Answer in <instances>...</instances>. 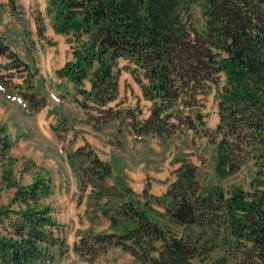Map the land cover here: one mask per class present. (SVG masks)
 Instances as JSON below:
<instances>
[{"label": "trees", "instance_id": "trees-1", "mask_svg": "<svg viewBox=\"0 0 264 264\" xmlns=\"http://www.w3.org/2000/svg\"><path fill=\"white\" fill-rule=\"evenodd\" d=\"M195 2L202 7L201 29L192 19ZM46 11L52 16V30L72 44L73 57L57 73L74 84L82 96L76 101L89 110L87 119L95 129L117 120L136 136L160 142L184 127L198 131L204 125L192 124L202 122L200 110L194 108L196 96L221 72L216 170L220 175L233 173L248 157L257 166L252 191L234 189L224 195L202 186L194 166L184 165L165 193L170 226L163 228L143 209L121 200L123 190L106 181L110 165L84 143L66 154L80 191L91 183L93 200L111 194L110 206L99 208L100 201H94V208L109 214L112 225L126 218L132 226L116 236L86 232L74 247L80 256L91 262L115 243L149 264H264V0H47ZM37 30L40 35L44 30L39 22ZM3 40L0 35V55H10ZM119 59L126 60L123 67L150 101L147 116L139 104L110 105L119 93ZM85 80L89 89L83 88ZM20 95L29 115L44 105V98L34 93ZM186 106L194 115L184 111ZM205 129L200 134L209 135ZM9 147L8 137L0 133V160ZM50 190L45 180L17 186L12 198L17 207H0V264L51 262L53 250H67L62 225L44 201ZM178 229L183 232L176 234ZM220 230L235 249L233 262L223 257L208 263L207 250L216 244Z\"/></svg>", "mask_w": 264, "mask_h": 264}, {"label": "rangeland", "instance_id": "rangeland-1", "mask_svg": "<svg viewBox=\"0 0 264 264\" xmlns=\"http://www.w3.org/2000/svg\"><path fill=\"white\" fill-rule=\"evenodd\" d=\"M9 7L12 17L5 23L2 35L11 54L0 55V77L7 82L6 90H0V133L8 137L10 147L5 157L0 160V207L5 205L17 207V203L12 200L17 186H27L36 180L51 183V190L44 201L53 207L54 215L63 224H68L63 233L67 236L65 244L69 246L63 256L65 259L52 264L99 262L111 246H119L127 252L129 258H121L106 264H149L146 258L135 256L121 244L107 245L88 263L75 250L76 242L89 231L87 229L93 233L116 236L125 226H132V222L126 218L119 219L118 224L112 225L109 214L100 211V207L110 206L113 199L111 194H102L98 200H93L90 192L91 183L84 191H80L77 174L68 164L66 154L84 145L83 140H87L88 143H85L87 149L91 148L89 151L93 150L110 165L111 176L106 179L108 186L122 189L121 200L126 199L135 207L143 209L163 228L170 226L165 212V204L169 201L164 189L172 185L177 178V172L184 165L194 166L195 178L202 186L220 189L224 195L231 194L234 189L244 191L254 189L252 179L257 166L251 157L242 161L233 173L220 175L216 170L219 136H214V130L219 120L217 93L224 83L221 72L208 83L209 87L205 92L196 96L194 108L198 107L200 110L202 122L194 120L192 124L194 127L205 125L198 131L184 127L169 141L160 142L159 139H136L129 132L128 124L120 125L118 121L108 122L100 129H95L92 122H88L86 111L82 108L83 112L80 113L77 109L81 106L76 103L74 96L80 100L82 96L76 93L74 84L57 73L61 66L73 57L72 44L67 42L65 35L52 32V16L46 11L47 0H9ZM191 14L195 26L201 29L204 18L198 2L191 5ZM38 22L44 27L41 35L37 30ZM125 62L123 59L118 61L121 68L117 81L118 100L122 102L121 107L130 108H134L138 102L146 114L150 102L144 99L139 83L123 67ZM28 80L33 86H30ZM68 81L73 86L69 85ZM85 88L88 89L89 84ZM20 92L34 93L39 99L44 98V105L35 112V115L28 116L24 112L25 103ZM9 93L10 95H6ZM70 95L72 97L70 100L77 106L76 108L66 105L67 103L63 101ZM10 99H15L16 102ZM184 111L191 116L194 115L187 106L184 107ZM43 124L46 125L44 128ZM203 128L210 134L207 136L200 134ZM124 133L133 144L126 141ZM70 176L73 177L74 185H71ZM94 201H100L101 206L97 208L99 210L94 208L96 206ZM89 205L91 209H86V212L91 216L84 212L85 207ZM84 216L90 220L88 225L73 232L74 219L77 217L81 220ZM107 222L109 225H106ZM174 232L180 234L183 230L178 229ZM207 251L208 263L223 257L233 262L231 255L235 249L229 245V236L225 230L219 231L216 244ZM78 259L83 262L79 263Z\"/></svg>", "mask_w": 264, "mask_h": 264}, {"label": "crops", "instance_id": "crops-1", "mask_svg": "<svg viewBox=\"0 0 264 264\" xmlns=\"http://www.w3.org/2000/svg\"><path fill=\"white\" fill-rule=\"evenodd\" d=\"M11 17H12V12L10 11V7H9V0H0V35L1 36H4V35H2V33H3V30H4V25H5V23L8 21V20H10L11 19ZM48 32V31H47ZM53 32V31H52ZM49 33V32H48ZM68 84L69 85H71V86H73V84L71 83V82H69L68 81ZM87 84H89V82H85L84 83V86H87ZM65 96H67V95H65ZM70 99H72V97H71V95H70V97L68 98V99H63V101H64V103H67L66 105H69V106H74V104L72 103V101L70 100ZM10 100H14L15 101V99H10ZM70 100V101H69ZM16 102V101H15ZM65 105V104H64ZM75 108L77 107V106H74ZM78 109V111L80 112V113H82L83 111H82V109L81 108H77ZM86 111V110H85ZM217 112H218V110H217ZM147 113V112H146ZM35 115V114H34ZM87 116V115H86ZM40 123V122H39ZM46 125L45 124H43V128L45 127ZM128 129V128H127ZM125 138H126V141L127 142H129V143H131V144H133L132 143V140H130V138L128 137V135H126V133H124V135H123ZM87 139V138H86ZM85 142H87V140H83V144L85 143ZM88 143V142H87ZM82 144V143H81ZM80 145V144H79ZM78 146V145H77ZM102 160H104V161H106V159H103V158H101ZM70 178H71V182H72V184L71 185H74V183H73V177L72 176H70ZM51 184V183H50ZM169 188V186L167 187V189ZM167 189L165 188L164 190V194L166 193V191H167ZM164 196V195H163ZM169 201V200H168ZM168 204H165V206H167ZM86 209H91V206L89 205V206H86L85 207V210H84V212H86ZM53 211H54V209H53ZM89 216H91V214H89L88 212H86ZM53 214H54V212H53ZM55 216V215H54ZM56 217V216H55ZM56 219H57V221L62 225V235H63V237H64V239H65V243H66V238H67V236L66 235H64V231H66V229H67V226H68V224H63L57 217H56ZM90 222V220L89 219H87L85 216L81 219V220H79L77 217L74 219V224H73V227H74V229H73V232H75L74 230H76L77 228L79 229V228H81V227H84V226H86V225H88V223ZM106 225H109V223L107 222L106 223ZM70 226H71V223H70ZM82 229V228H81ZM91 231L90 229H87V231ZM86 232V231H85ZM84 232V233H85ZM97 232H100V231H97ZM83 233V234H84ZM82 234V232L80 233V235ZM67 245V244H66ZM68 248H69V246H68ZM52 254L54 255L53 256V260L49 263V264H52V263H55V262H58L59 260H63V259H65L63 256H64V254H66V252L64 253V254H60V253H58L57 252V250H53V252H52ZM115 257H117L116 259H114L113 260V258H115ZM126 257H128L129 258V255L127 254V252H124L122 249H120V247L119 246H111L108 250H107V253H106V255H105V257L103 258V259H101L99 262H92V263H88V264H106V263H112V262H114V261H116V260H118V259H121V258H126ZM78 262L80 263V262H83L82 260H79L78 259ZM86 262V261H85ZM34 264H47V263H45L44 261H36V262H34ZM82 264V263H81Z\"/></svg>", "mask_w": 264, "mask_h": 264}]
</instances>
